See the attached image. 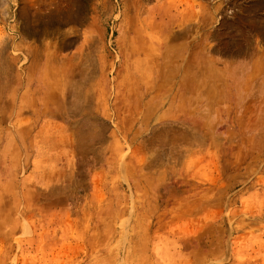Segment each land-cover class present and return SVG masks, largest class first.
Returning <instances> with one entry per match:
<instances>
[{
  "label": "rangeland",
  "instance_id": "obj_1",
  "mask_svg": "<svg viewBox=\"0 0 264 264\" xmlns=\"http://www.w3.org/2000/svg\"><path fill=\"white\" fill-rule=\"evenodd\" d=\"M0 264H264V0H0Z\"/></svg>",
  "mask_w": 264,
  "mask_h": 264
},
{
  "label": "bare ground",
  "instance_id": "obj_2",
  "mask_svg": "<svg viewBox=\"0 0 264 264\" xmlns=\"http://www.w3.org/2000/svg\"><path fill=\"white\" fill-rule=\"evenodd\" d=\"M59 22V21H58Z\"/></svg>",
  "mask_w": 264,
  "mask_h": 264
}]
</instances>
